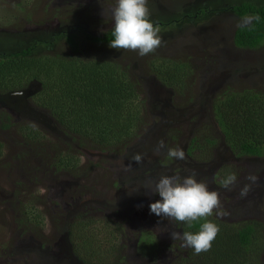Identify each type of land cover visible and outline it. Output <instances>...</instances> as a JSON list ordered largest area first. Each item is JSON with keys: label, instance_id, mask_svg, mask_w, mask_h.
Wrapping results in <instances>:
<instances>
[{"label": "rangeland", "instance_id": "rangeland-1", "mask_svg": "<svg viewBox=\"0 0 264 264\" xmlns=\"http://www.w3.org/2000/svg\"><path fill=\"white\" fill-rule=\"evenodd\" d=\"M241 1L264 2L147 0L150 20L159 28L162 43L154 53L141 57L137 51L112 49L109 43L84 37L86 32L100 35L113 28L110 14L107 19L103 13L116 0H0V55L30 47L34 55L115 62L137 90L132 103L141 106L142 114L128 140L103 148L63 132L38 100L37 82L0 93V264H96L79 259L68 239L67 226L82 214L97 225L102 221L106 227L115 224L116 233L112 231L105 241L100 235L99 256L104 258L103 253L106 261L160 264L157 254H163L167 246L163 234L171 235L173 230L170 220L150 212L149 205L160 197L149 190L162 175L193 173L198 182L219 193L224 214L209 218L225 216L222 221L233 227L252 223L257 228L260 248L255 262L248 264H264V143L258 157L236 155L230 149L226 157L220 146L226 144L220 141L211 114L221 95L211 93L209 81L218 80L223 93L245 89L264 95V41L249 51L232 43L233 29L248 22V16L238 18L228 7ZM161 64L181 70V75L179 69L175 72L183 80L179 89L157 79L152 69ZM227 86L234 88L226 91ZM169 131H174L171 142ZM194 136L197 141L205 136L215 138L218 156L228 160L217 166L210 156L199 154L188 162L168 156L169 162L165 160L168 143L180 148L186 138ZM160 141L162 148H158ZM56 153L72 156L78 164L59 168ZM137 154L142 158L139 163L133 160ZM231 169L236 182L224 187L222 181ZM246 186L247 194L241 196ZM33 213H38V224L33 223ZM147 236L155 244L150 253L153 259L135 262L137 253L128 255L132 242L137 237L142 251L146 243L141 239ZM167 264L182 263L174 258Z\"/></svg>", "mask_w": 264, "mask_h": 264}, {"label": "trees", "instance_id": "trees-1", "mask_svg": "<svg viewBox=\"0 0 264 264\" xmlns=\"http://www.w3.org/2000/svg\"><path fill=\"white\" fill-rule=\"evenodd\" d=\"M229 10L237 17L250 18L247 25L235 28L233 44L237 48L246 49H255L263 44L264 2L258 5L248 1L236 2L229 6ZM111 30L100 35L86 32L84 37L91 42L109 43L113 39ZM65 41L71 43L68 36H65ZM173 67L161 64L153 68L152 72L162 83L176 86L177 81L181 80V70L176 68L180 75H175ZM32 81L40 85L38 100L62 131L89 140L92 144L103 148L121 145L141 123V106L132 103L136 100L137 90L115 62L86 60L76 56L57 59L47 54L34 55L30 47L0 55V93L23 88ZM231 92L221 94L219 105L212 109L214 121L223 142L233 153L258 157L264 143V95L249 90ZM24 128L28 130L27 126ZM215 143L216 139L211 136H205L200 141L194 136L190 140L189 150L197 148L208 152ZM1 147L0 143V150ZM54 160L63 169L74 168L78 164L72 156H58V153ZM231 174L232 169L224 179ZM32 215L33 223L38 224V213ZM75 219L69 223L67 230L72 251L80 256L79 259L84 263L117 264L115 259L112 262L106 261L107 256L103 253L100 254L105 259L100 257L98 250L101 244L99 241L103 237L101 233L105 241L107 235H112V231L117 232L113 227L115 224L106 227L105 221H102L97 225L85 214ZM208 219L217 224L220 231L210 251L196 255L190 250L187 257L192 259L185 260L187 264H248L255 260L260 243L257 241L258 230L252 223L237 228ZM203 222H193L191 227L185 223H176L182 232H197ZM96 229H103V232ZM145 240L149 241V238H142V241Z\"/></svg>", "mask_w": 264, "mask_h": 264}, {"label": "clouds", "instance_id": "clouds-1", "mask_svg": "<svg viewBox=\"0 0 264 264\" xmlns=\"http://www.w3.org/2000/svg\"><path fill=\"white\" fill-rule=\"evenodd\" d=\"M109 14L114 26L111 30L113 39L109 47L116 50L137 51L138 55L154 53L161 46L162 38L159 28L154 26L150 20V10L147 0H116L114 6H109ZM164 147L163 141L158 142V148ZM167 156L183 160L185 154L180 148L167 149ZM139 154L133 157L137 163L141 161ZM234 174L228 175L222 184L229 187L236 182ZM255 181L256 177L250 176ZM150 192L158 194L160 199L149 205L150 212L158 217L181 222L192 226L193 222L203 220L197 232L172 231L173 240L182 241L181 246L191 248L194 254L199 255L211 250L212 242L215 240L220 229L209 217L223 215L219 193L210 191L204 182H198L195 173L187 176L162 175L151 186ZM247 194V186L241 190V196Z\"/></svg>", "mask_w": 264, "mask_h": 264}, {"label": "flooded vegetation", "instance_id": "flooded-vegetation-1", "mask_svg": "<svg viewBox=\"0 0 264 264\" xmlns=\"http://www.w3.org/2000/svg\"><path fill=\"white\" fill-rule=\"evenodd\" d=\"M231 5V4H230ZM229 5V6H230ZM228 6V5H227ZM228 10H229V7H228ZM230 11V10H229ZM200 13V11L198 10L197 11V13ZM231 12V11H230ZM202 13V12H201ZM232 13V12H231ZM233 14V13H232ZM234 15V14H233ZM236 16V15H235ZM237 17V16H236ZM244 17H246V16H244ZM238 18H243V17H238ZM249 21H250V18L248 17V22H243V24H239L238 26H244V25H247L248 23H249ZM157 25H161V23H157ZM238 26H235V28L236 27H238ZM235 28L233 29V31H232V36H233V32H234V30H235ZM232 43H233V41H232ZM234 45V44H233ZM263 44H261L259 47H257V48H260L261 46H262ZM235 46V45H234ZM236 47V46H235ZM257 48H255V49H257ZM239 49H242V50H247V51H249V50H252V49H246V48H239ZM238 82V81H237ZM183 83V80L181 79V80H178L177 81V86H178V89L180 88L179 86L181 85ZM219 87H221L220 85H219V81L218 80H213V81H209V89H211L212 90V92L211 93H214V92H218V95L220 96L221 94H223V91H225V90H221L220 91V89H219ZM229 88H234V86L233 87H230V86H227V87H225V89H226V91H227V89H229ZM217 89H219V90H217ZM243 90V89H242ZM241 90V91H242ZM245 90V89H244ZM220 91V92H219ZM228 91H232L233 92V90L231 89V90H228ZM211 102V101H210ZM211 105V104H210ZM215 105H219V103L218 104H215ZM211 114H212V110H211ZM212 120H214V118L212 119ZM175 121H179V119L178 120H175ZM173 132L174 131H169V135L167 136V138H169L168 140L171 142L172 140H173ZM172 134V135H171ZM190 140H191V138H186L185 140H184V143L181 145V147H180V149H182L183 150V152H184V154H185V159L187 160V161H183V162H188V160H191L192 158H194V155H196V154H199V155H203V157H207V158H209V156L211 157V159H210V161H212V162H216V166L218 165V164H220V163H222L223 161H225V160H228L227 158H225L224 157V159H223V157H219L218 156V149H214V147L212 148H210V150L208 151V152H205V151H202V150H199V149H197V148H195V149H190L189 150V147H190ZM220 141H223V140H221L220 139ZM222 143V142H221ZM220 146H222L224 149L223 150H225L226 151V154L227 155H225L226 157L228 156V154H229V148L227 147V146H225L223 143L222 144H220ZM169 148H173V147H171V146H169V143H168V146L166 147V156L164 157L165 158V160L166 161H168V157H167V149H169ZM211 153V154H210ZM222 159V160H221ZM169 162V161H168ZM187 165L189 166V168H190V166L191 165H189L188 163H187ZM224 167H227V166H224ZM232 170H234V169H232ZM213 178V177H212ZM210 185L211 186H214V184H213V181H212V179H211V183H210ZM214 188H218L217 187V185L214 187ZM128 212H132V211H128ZM145 212H146V217H148L149 215H150V213H148V211L147 210H145ZM152 215V214H151ZM143 216V215H142ZM225 217V216H224ZM223 217V218H224ZM222 218V220H225V219H223ZM212 220H214V221H222V220H217V219H213V218H211ZM164 221V220H163ZM223 222V221H222ZM227 224H229L228 222H226ZM168 224H169V226L172 228V230L173 231H177V232H181L182 233V229L180 228V226L179 225H177V223L175 222V221H171L170 220V222H168ZM174 227V228H173ZM147 238H148V236H147ZM127 240V239H126ZM142 240V239H141ZM163 240H164V242L166 241V243H167V246H166V249L164 250V252H163V254H157L158 256H159V258L161 259V262H160V264H163V262H162V259H164V261H165V264H167V263H169L172 259H174V258H176L177 260H178V262H180V263H182V264H186V262H185V260H187V261H189V260H191V259H189L190 257H187V253L190 251V250H192L191 248H185V247H182L181 246V244H182V241H180V240H173L172 239V237H171V235H169V234H167V233H164L163 234ZM138 241H139V239L136 237L135 239H134V241L132 242V250H131V252L130 253H128V255L130 254V255H132V253L133 252H136L137 253V255H134V261L135 260H137V261H143V259H149V260H151V259H153V256H152V254H150L151 253V251H154L155 250V244H151V242H152V239L150 238V236H149V241H147V240H145V241H141L142 243L143 242H145L146 244H145V248L143 249V251H140V247H141V245L139 246V249H138ZM126 244H127V242H126ZM150 246H151V248H150ZM124 248V247H123ZM160 248V244L159 243H157V249H159ZM127 249V248H126ZM182 253V254H181ZM151 256V257H150ZM65 258V261H66V257H64ZM158 258V257H157ZM136 262V261H135ZM253 262H255V260H253ZM67 264H70L69 262H66ZM138 264L140 263V262H137ZM159 263V262H158Z\"/></svg>", "mask_w": 264, "mask_h": 264}]
</instances>
